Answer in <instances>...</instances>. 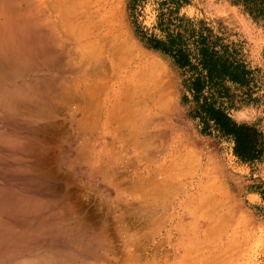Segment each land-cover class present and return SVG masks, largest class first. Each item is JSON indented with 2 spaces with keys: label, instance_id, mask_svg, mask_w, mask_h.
Segmentation results:
<instances>
[{
  "label": "rangeland",
  "instance_id": "obj_1",
  "mask_svg": "<svg viewBox=\"0 0 264 264\" xmlns=\"http://www.w3.org/2000/svg\"><path fill=\"white\" fill-rule=\"evenodd\" d=\"M50 1L57 8L47 3L45 12L70 42L73 63L99 45L108 68L98 79H84L56 52L39 53L17 38L18 28L2 29L8 38L0 51V264H264V14L236 0H186L166 23L165 0H100L98 7L90 0V19H78L82 0ZM66 18L71 37L85 34L87 23L94 31L82 46L62 32ZM162 26L182 31L190 47L191 33L206 28L254 70L248 86L225 82L222 102L235 121L256 129L259 158L243 160L230 137L202 130L188 71L149 45V38H165ZM11 47L20 53L11 54ZM121 80L141 84L134 89ZM142 86L149 90L143 97ZM138 97H148L146 104ZM141 107L146 118L160 119L153 135L137 131Z\"/></svg>",
  "mask_w": 264,
  "mask_h": 264
},
{
  "label": "trees",
  "instance_id": "obj_2",
  "mask_svg": "<svg viewBox=\"0 0 264 264\" xmlns=\"http://www.w3.org/2000/svg\"><path fill=\"white\" fill-rule=\"evenodd\" d=\"M183 1L186 0L163 2L170 3L167 6L169 17L166 23H173L171 15ZM236 1L242 2L251 13L264 14V0ZM165 20H160L161 25ZM163 30H167L165 38H149V45L169 54L179 67L188 71L187 85L195 103V117L202 124V130L208 132L215 129L219 134L230 137L234 142V152L243 160L259 158L262 155V144L256 129L235 121L222 102L225 82L248 86L255 80L254 70L246 65L236 48L224 43L221 37L212 34L210 30L205 32L206 28L193 31L188 37L192 47L187 44L182 31Z\"/></svg>",
  "mask_w": 264,
  "mask_h": 264
},
{
  "label": "bare ground",
  "instance_id": "obj_3",
  "mask_svg": "<svg viewBox=\"0 0 264 264\" xmlns=\"http://www.w3.org/2000/svg\"><path fill=\"white\" fill-rule=\"evenodd\" d=\"M55 1H57V0H55ZM62 1H64V2H67V0H62ZM92 1H94V3H95V1H96V3H97V7H98V3H99V1L100 0H92ZM91 1V2H92ZM64 2H62V3H64ZM88 2H90V0H82V9L81 10H79V14H76V17L78 16V19H79V17L81 18V17H89V15L91 14L90 13V8L88 9ZM103 2V1H102ZM102 2H100V4L102 3ZM47 3H48V6L50 5L49 3H51V6H50V8L51 9H53L54 7H55V5H53L52 6V3H53V1H50V0H48L47 2L45 1V0H0V49H1V47L2 46H4L3 44L5 43V37H7L8 38V35L6 34V31L4 32V31H2V29H4L5 28V26H6V24H9V25H12V27L14 28V29H19L20 30V32H19V36H16L17 38H20L21 40H23L24 42H26L27 44L29 43L30 45L32 44V47H36V49L39 51V53H43V50H45V51H52V52H56V54H58L60 57H61V59L65 62L64 63V66H65V68L67 69V70H69L70 72H72V73H74V74H78V76L80 75L81 77H83L84 79H89L90 77H92V78H94V80L97 78L98 79V77L100 76V73L102 72V70L104 69V67H105V71H107V69L106 68H108L107 66H108V63H107V61L103 58V56L101 55L102 54V49L101 48H98L99 47V45H98V47L97 46H94V47H91V52L92 53H90V52H88V53H86V52H84L82 49V52H81V57H82V59H81V62L79 63V64H77V65H75L74 63H73V61H72V58H71V55H70V53H69V51L67 50V46H68V43L70 44V42L69 41H67L66 39H64L63 38V35L59 32V31H57V28H56V26H55V24L50 20V17H49V14H47L46 12H45V9H46V6H47ZM54 4H55V2H54ZM59 4V3H58ZM61 4V3H60ZM100 4H99V7H100ZM106 4V3H105ZM57 5V4H56ZM84 5L86 6V7H84ZM101 5H103V4H101ZM61 6V5H60ZM64 6V5H63ZM80 6V5H79ZM94 7V6H93ZM96 7V8H97ZM102 7V6H101ZM108 7V6H107ZM55 8H57V7H55ZM64 8V7H63ZM65 9V8H64ZM63 9V11L66 13V12H69L68 10L66 11V10H64ZM55 10V9H54ZM56 10H59V8L58 9H56ZM93 10V9H92ZM95 10H97V9H95ZM102 10V9H101ZM94 11V10H93ZM97 11H100V10H97ZM64 12H62V13H64ZM71 12V11H70ZM101 12V11H100ZM62 13H60L61 15H62ZM93 13V12H92ZM95 13V12H94ZM74 14V15H75ZM58 15V14H57ZM66 15V14H65ZM96 16H97V13L95 14ZM98 15H100L99 13H98ZM72 15L70 14V16H67L68 18H75V17H71ZM95 16V17H96ZM59 17H60V15H59ZM62 17V16H61ZM61 17H60V19L59 20H61L62 21V19H61ZM63 17L65 18V16H64V14H63ZM90 17H91V15H90ZM90 17H89V19H90ZM93 17V16H92ZM103 18H105L104 17V15L102 16ZM57 18H58V16H57ZM68 18H66L65 20H67L66 22H64V23H62V25H63V27H64V31L62 30V32H64L66 35L67 34H69V37H71L70 36V34H71V32L69 33L68 31L70 30L69 28L70 27H72L73 25V22H72V20L71 19H68ZM108 18V17H107ZM76 19V18H75ZM77 19V20H78ZM84 19H86V18H84ZM89 19H87V20H89ZM101 19V18H100ZM106 19V18H105ZM71 20V21H70ZM83 19H81V21H82ZM112 20V19H111ZM69 21H70V23H69ZM86 20H84V22H85ZM96 21V20H95ZM98 21H102V20H98ZM100 22H98V23H100ZM106 22V21H105ZM58 23V22H57ZM81 23V22H80ZM89 23H90V21H89ZM112 23V22H111ZM114 23V22H113ZM102 24V23H101ZM109 24V23H108ZM78 25H80L81 26V24H78ZM98 25V24H97ZM60 26V25H59ZM87 32L85 33V34H83V33H79V34H77V35H74V33H72V35H74V36H72L74 39V42H77L76 44H77V46H82L83 45V43H82V40H86V39H88L90 36H91V34H92V32H94V31H92L91 29H90V25L87 23ZM100 26H102V25H100ZM99 26V27H100ZM107 26V25H106ZM62 27V26H61ZM98 27V26H97ZM103 27V26H102ZM105 27V26H104ZM104 27H103V29H104ZM74 29V28H73ZM94 29V28H93ZM107 29H109V26L107 27ZM107 29H104L105 31L107 30ZM111 29V28H110ZM21 30L23 31V34L21 33ZM75 30V29H74ZM102 31V30H101ZM100 31V32H101ZM104 31V32H105ZM109 31V30H108ZM115 31V30H114ZM77 32V31H76ZM76 32H75V34H76ZM99 32V31H98ZM104 32H102V33H104ZM107 32V31H106ZM111 32V31H110ZM109 32V33H110ZM30 33H32L33 34V38H34V40L32 39L31 41L29 40L30 38H28V37H30ZM112 33H114L115 34V32H112ZM117 33V32H116ZM97 34H99V33H97ZM106 34V33H105ZM120 34V33H119ZM119 34H115L116 35V37H117V35L119 36ZM115 35H113L112 37H115ZM95 36V35H94ZM94 36H92V37H94ZM98 36V35H97ZM103 36H105L104 34H103ZM110 36V35H109ZM14 37H15V35H14ZM71 37V38H72ZM111 37V38H112ZM91 38V37H90ZM107 38V40H108V38H110V37H106ZM106 38H104V39H106ZM111 38L108 40L109 42H111ZM118 38H120V36L118 37ZM16 39V38H15ZM96 39H98L99 40V38H96ZM103 39V38H102ZM117 39V38H116ZM114 40V39H113ZM122 40H124V41H126L125 40V38H123ZM129 40V39H128ZM115 41V40H114ZM117 41H120L121 42V40H118L117 39ZM117 41H115L116 42V44L118 43ZM131 42V41H130ZM129 42V43H130ZM7 43V42H6ZM17 43H19V42H17ZM26 43H23V45H25ZM86 43H88V42H86ZM86 43H84V44H86ZM121 43H123V42H121ZM120 43V44H121ZM20 44V43H19ZM26 44V45H27ZM107 44H109L110 45V43H107ZM119 44V43H118ZM131 44V43H130ZM104 45V44H103ZM132 46H133V44H131ZM8 46H10V45H8ZM112 47L114 46V47H116V46H118V45H113V43H112V45H111ZM111 46L109 47V48H111ZM27 47H28V45H27ZM130 47V46H129ZM2 48H4V47H2ZM64 48H65V51H64ZM105 47H103V49H104ZM107 48V47H106ZM118 48H119V46H118ZM117 48V49H118ZM121 48H123V47H121ZM120 48V50H122ZM127 48V47H126ZM134 48V47H133ZM132 48V49H133ZM5 49H6V47H5ZM5 49H3L4 50V52H5ZM20 49V48H19ZM83 49H84V47H83ZM112 49V48H111ZM116 48H115V50H117ZM85 50V49H84ZM106 50V49H105ZM114 50V53L116 52ZM0 51H2V49L0 50ZM7 51H9L11 54H14V53H20L19 51L20 50H18V48H16V49H14L13 47H11L9 50L7 49ZM6 51V54L8 53ZM111 51V50H110ZM118 51L119 50H117V53H118ZM132 51V50H131ZM74 52V51H73ZM125 52V51H124ZM128 52H130L129 50H128ZM132 52H134V51H132ZM132 52H130V53H132ZM111 53V52H110ZM110 53H109V57H110ZM126 53V52H125ZM124 53V54H125ZM129 53V54H130ZM108 54V53H107ZM112 54V53H111ZM120 54H122V53H120ZM127 54V53H126ZM129 54H128V56H129ZM142 54V53H141ZM117 55V54H116ZM140 55V54H139ZM127 56V57H128ZM10 57V56H9ZM121 57V56H120ZM125 57V56H124ZM147 57V56H146ZM115 58V57H114ZM117 58H118V56H117ZM148 58V57H147ZM152 58V57H151ZM116 59V58H115ZM114 59V60H115ZM121 59V58H120ZM123 59V58H122ZM153 59V58H152ZM77 60V59H76ZM127 60V59H126ZM125 60V61H126ZM138 60V59H137ZM146 60H149V58L148 59H146ZM146 60H143L142 62L144 63ZM116 61V60H115ZM121 61H123V60H121ZM59 62H61V61H59ZM111 62V61H110ZM117 62H119V61H117ZM147 62H149V64L151 65V67L153 66L154 68L156 67L157 69H158V65H157V63L156 62H154V61H147ZM11 63V62H10ZM114 65H115V63L114 62H112ZM120 63L121 62H119L118 64L120 65ZM160 63V62H159ZM9 64V63H8ZM117 64V63H116ZM117 64V65H118ZM148 65V64H147ZM149 65V66H150ZM161 66V65H160ZM60 67H61V65H60ZM117 67H119V66H117ZM116 67V68H117ZM103 68V69H102ZM114 69V68H113ZM139 69V68H138ZM140 69H143V67L142 68H140ZM145 70L147 69V68H144ZM143 69V70H144ZM133 71H134V69H133ZM132 71V72H133ZM136 71L138 72L139 70H136L135 69V72H133V74L134 73H136ZM148 71V73H152V72H149L150 70H147ZM146 71V72H147ZM152 71V70H151ZM154 71V70H153ZM131 72V71H130ZM140 72H141V70H140ZM143 72V71H142ZM145 72V73H146ZM158 72V71H157ZM156 72V73H157ZM163 72H164V70H163ZM42 73V72H41ZM71 73V74H72ZM111 73H112V70H111ZM144 72H143V74H145ZM148 73H146L145 75H146V77L147 76H149V74ZM153 73H155V72H153ZM160 73V72H159ZM66 74H68V73H66ZM138 74V73H137ZM163 73H161V75H162ZM121 75V74H120ZM129 75V74H128ZM152 75V74H151ZM164 75V74H163ZM104 76V75H103ZM135 76V75H134ZM155 75H153L152 77H154ZM165 76V75H164ZM67 77H68V75H67ZM72 77V76H71ZM119 77V76H118ZM121 77V76H120ZM123 77V76H122ZM121 77V78H122ZM129 77H131V76H129ZM161 77H163V76H161ZM61 78V77H60ZM125 78V77H124ZM138 78V77H137ZM158 78H160L159 76H158ZM79 79V78H78ZM120 79V78H119ZM127 79V78H126ZM138 79H140V78H138ZM145 79V78H144ZM143 79V80H144ZM152 79V78H151ZM59 80V79H58ZM64 80V79H63ZM70 80V79H69ZM72 80V79H71ZM80 81L81 80H83V79H79ZM91 80V79H90ZM89 80V81H90ZM101 80V79H100ZM125 80V79H124ZM130 80V82H134V81H131L132 79H129ZM157 80V79H156ZM156 80H154V81H156ZM62 81V80H61ZM97 81V80H96ZM96 81H94V83H97ZM115 81V80H114ZM137 81V80H136ZM135 81V83L137 84L138 83V81L136 82ZM140 81H141V79H140ZM139 81V85L138 86H140V84H141V82ZM154 81H153V83H154ZM90 82H92V81H90ZM123 82V80H121L120 81V83H122ZM126 82H128V80H126L125 81V83L123 84V85H125L126 84ZM130 82H128V84L129 85H131L130 87H133L134 85H135V83H134V85H132V83H130ZM93 83V85H95ZM119 83V82H118ZM148 83H149V81H148ZM152 83V82H151ZM155 83H157V82H155ZM59 84H60V82H59ZM90 84V83H89ZM99 84V83H98ZM104 84V83H103ZM150 84V83H149ZM163 84V83H162ZM63 85V84H62ZM105 85V84H104ZM146 85V84H145ZM144 85V88H146L147 86H145ZM155 85V84H154ZM157 85V84H156ZM161 85V84H160ZM164 85V84H163ZM162 85V86H163ZM60 86V85H59ZM122 86V85H121ZM136 86V85H135ZM153 86V85H152ZM158 86V85H157ZM91 87V86H90ZM129 87V88H130ZM89 90H91L92 88H89V87H87ZM103 88V87H102ZM112 88V87H111ZM125 90H126V88L125 87H123ZM123 88H122V90H123ZM127 89L128 91L130 90V89H133V88H130V89ZM142 88H143V86H142ZM142 89L140 92V96H141V94H143L142 95V97L143 96H145L144 95V93L147 91H149V90H155L154 89V86H153V89H150V86H149V90L147 89L146 91H145V89ZM156 88V87H155ZM160 88H161V86H160ZM88 89H87V91H88ZM109 89V88H108ZM135 89V88H134ZM138 89H141L140 87L138 88ZM101 90V89H100ZM163 90V89H162ZM161 90V91H162ZM83 91H85V90H83ZM94 91H95V93H96V89L94 88ZM139 91V90H138ZM157 91V90H156ZM160 90H159V92H161ZM133 92V91H132ZM135 92V91H134ZM137 92V91H136ZM135 92V93H136ZM89 93V92H88ZM95 93H93V94H95ZM118 93V92H117ZM116 93V94H117ZM135 93H133V94H135ZM151 93V92H150ZM79 94H80V91H79ZM92 94V95H93ZM120 94V93H119ZM122 94V93H121ZM132 94V93H131ZM146 94V93H145ZM148 95V94H147ZM146 95V96H147ZM150 95H152V94H150ZM163 95H165L164 93H163ZM163 95L162 96H160V98H162L163 97ZM94 96V95H93ZM136 96V95H135ZM139 96V97H140ZM158 96V95H157ZM157 96H156V98H157ZM88 97V96H87ZM99 97V96H98ZM138 97V98H139ZM149 97V96H148ZM147 97V98H148ZM152 96H150V98H149V100L151 99L152 100V98H151ZM168 97V96H167ZM100 98V97H99ZM99 98H98V100H99ZM147 98H146V100H147ZM164 98V97H163ZM166 98V97H165ZM85 99H86V97H85ZM88 99H90V98H88ZM140 100V102L142 103V100L144 101L145 100V98L144 99H142V98H139ZM153 99H155L154 98V95H153ZM168 99V98H167ZM91 100V99H90ZM94 100V99H93ZM92 100V101H93ZM134 100H136V99H134ZM145 100V103L144 104H146V101ZM148 100V101H149ZM157 100V99H156ZM86 101V100H85ZM138 101V99H137V102H139ZM158 101L159 100H157V103H158ZM161 101H163V103H164V100L162 99ZM94 102H96V99L94 100ZM120 102V101H119ZM139 102V103H140ZM149 102H151V101H149ZM149 102L147 103V105H149ZM154 102V101H153ZM167 102V101H166ZM91 103H93V102H91L90 101V104ZM127 103V102H126ZM140 103V104H141ZM161 103V102H160ZM95 104V103H94ZM94 104L92 105L93 107H94ZM98 104H99V102H98ZM97 103H96V105H98ZM135 103H132L131 105L133 106ZM137 104V103H136ZM152 104V103H151ZM95 105V106H96ZM152 105H154V104H152ZM156 105V104H155ZM124 106V105H123ZM135 106H137V105H135ZM142 106H143V104H142ZM150 107H151V105H149ZM48 107H50L49 105H48ZM88 107V106H87ZM92 107V108H93ZM139 107V106H138ZM149 107V108H150ZM156 107H158V106H156ZM47 108V107H46ZM91 108V107H90ZM129 108V107H128ZM147 108H148V106H147ZM148 108V109H149ZM138 109V108H137ZM143 109V110H142ZM153 109V108H152ZM135 110V109H134ZM140 110H142V113H140ZM148 111V110H147ZM146 111V109L143 107H141L139 110H138V112L137 113H140V114H142V116H145V112H147ZM131 113L132 112H134L133 111V109L130 111ZM32 113V112H31ZM130 113V114H131ZM128 114V113H127ZM133 114L134 113H132V116H131V119H132V117H133ZM139 114V115H140ZM148 114V113H147ZM47 115H49V114H47ZM137 115V114H136ZM151 115V114H150ZM155 115V114H154ZM33 116V115H32ZM147 116H149V114L147 115ZM140 117H141V115H140ZM158 117V116H157ZM135 117H133V119H134ZM142 119V118H141ZM140 118H139V120H141ZM159 119V118H158ZM136 122V121H135ZM134 122V123H135ZM159 122H160V119H159ZM157 120H156V118H150V117H147L146 118V116H145V118L142 120V121H140V125L137 127V131L142 135V134H144V135H153L154 134V129L152 128V127H154V125H156V124H158L159 123ZM150 128H152V129H150ZM13 130V129H12ZM11 130V131H12ZM15 130V129H14ZM137 134V133H136ZM6 140V139H5ZM10 143V142H9ZM13 143V142H12ZM18 143V142H17ZM15 144V143H14ZM17 145V144H16ZM19 145V144H18ZM11 146H13V145H11ZM19 147V146H18ZM21 147V146H20ZM39 147V146H38ZM14 149V148H13ZM23 149V148H22ZM27 151V150H26ZM11 152V151H10ZM9 152V153H10ZM21 152H25V151H21ZM16 153V152H15ZM26 153V152H25ZM21 154V153H20ZM27 154V153H26ZM9 155V154H8ZM7 155V156H8ZM20 157V156H19ZM11 158V157H10ZM26 158V157H25ZM16 160V159H15ZM14 160V161H15ZM30 161V160H29ZM18 162V161H17ZM31 162V161H30ZM18 163H20V162H18ZM24 164V163H23ZM32 164V163H31ZM30 164V165H31ZM19 165V164H18ZM27 166V165H26ZM14 167V166H13ZM33 167V166H32ZM20 168H22L21 166H20ZM15 169V168H14ZM29 171H31V172H33V170H30L29 169V167L27 168ZM33 169H34V167H33ZM23 170V169H22ZM21 170V171H22ZM35 172L37 171V170H34ZM49 171V170H48ZM49 172H51V171H49ZM29 173V172H28ZM25 174V173H24ZM30 174V173H29ZM38 174V173H37ZM47 174H48V172H47ZM22 175H23V173H22ZM21 175V176H22ZM25 175H28L27 173L25 174ZM24 175V176H25ZM39 175V174H38ZM37 175V176H38ZM40 176V175H39ZM50 176V175H49ZM33 177H35V176H33ZM41 177V176H40ZM57 177V176H56ZM27 178V177H26ZM39 177H37V178H32L33 180H35V179H38ZM31 179V178H30ZM29 179V180H30ZM39 179H41V178H39ZM38 179V180H39ZM23 180H25V179H23ZM43 180V179H42ZM57 180H59V179H57ZM56 180V181H57ZM47 181V180H46ZM56 181H54V182H56ZM26 182H28V180L26 181ZM36 183V182H35ZM6 184V183H5ZM33 185V184H32ZM14 187V186H13ZM50 201V200H49ZM46 203V202H45ZM50 204V203H49ZM48 204V205H49ZM42 206V205H41ZM53 206V205H52ZM48 207V206H47ZM49 208H51L50 206H49ZM57 208V207H56ZM60 208V207H59ZM64 208V207H63ZM52 209V208H51ZM51 209L49 210V211H51ZM45 210V209H44ZM53 210V209H52ZM55 211H56V209H54ZM42 212V211H41ZM40 212V213H41ZM43 212H45V211H43ZM42 212V213H43ZM47 212V211H46ZM57 213V212H56ZM62 214V213H61ZM61 214H59L60 216V218H62L61 216H63V215H61ZM43 215V214H42ZM45 215V214H44ZM54 215V214H53ZM58 215V214H57ZM52 217V216H51ZM64 217V216H63ZM65 219H66V217H65ZM64 218H62V220H65ZM29 220H30V218H29ZM59 221V220H58ZM30 222H32V221H30ZM48 222V221H47ZM60 222V221H59ZM33 223V222H32ZM7 224V223H6ZM47 224H49V223H47ZM63 225V224H62ZM65 225V224H64ZM83 227V226H82ZM64 230H66L67 228H63ZM72 229H74L73 227H72ZM74 230H76V228L74 229ZM61 231H63V230H61ZM67 231H71V229L70 230H66V233H67ZM73 231V230H72ZM75 232V231H74ZM73 232V233H74ZM77 232V231H76ZM81 232V231H80ZM75 234H77V233H75ZM65 235V234H64ZM77 236V235H76ZM73 238H76V237H73ZM72 240V239H71ZM70 240V241H71ZM66 243V242H65ZM77 245V244H76ZM88 245V244H87ZM85 246V245H84ZM35 251H37V250H35ZM50 253H51V251H50ZM49 253V254H50ZM53 254V253H52ZM17 255V254H16ZM50 257H52V256H50ZM6 259V258H5ZM54 258H52V260H53ZM3 260V259H2ZM54 261H56V260H54ZM42 264V263H41Z\"/></svg>",
  "mask_w": 264,
  "mask_h": 264
}]
</instances>
